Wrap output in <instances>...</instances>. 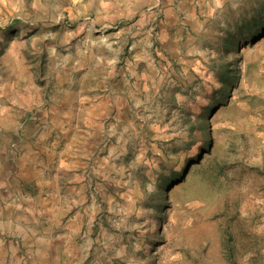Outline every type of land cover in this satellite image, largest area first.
<instances>
[{
	"label": "rangeland",
	"instance_id": "obj_1",
	"mask_svg": "<svg viewBox=\"0 0 264 264\" xmlns=\"http://www.w3.org/2000/svg\"><path fill=\"white\" fill-rule=\"evenodd\" d=\"M5 82L16 110L34 98L6 148L5 252L264 264V0H0Z\"/></svg>",
	"mask_w": 264,
	"mask_h": 264
},
{
	"label": "crops",
	"instance_id": "obj_2",
	"mask_svg": "<svg viewBox=\"0 0 264 264\" xmlns=\"http://www.w3.org/2000/svg\"><path fill=\"white\" fill-rule=\"evenodd\" d=\"M22 85L19 83H15L13 85V87L11 88L9 86V83L5 82V90L2 91L0 97L1 99H7L8 97H10V93L8 92V90L13 89V112H11L12 107H7L5 108L2 114L4 113H8L11 115H13V130L12 128H8L6 127L5 124H0V195H4L9 193V190L11 189L10 186L7 185L9 178H10V174H8V170L11 169V163H14V158L13 159H9L10 155H9V151L6 149L11 141V137H9L12 133V131L14 132V134L16 133V131H18L19 127H18V118H19V114L20 113H27L28 111L32 110L33 108V103H34V98H33V93L31 92V89L29 88H25V93L26 96L24 97V101L26 102L24 106L21 107V110H16L17 108H20L18 106V93L20 92V88ZM10 99V98H9ZM12 104V103H11ZM27 136H25L24 139H26ZM25 143H27L25 141ZM27 148V145L25 144V147ZM26 155V152H25ZM25 157V156H24ZM26 158V157H25ZM11 173V170H10ZM23 179L26 180V174L25 177H23ZM10 227V225H8ZM6 231H0V256L3 259H6V261H9V259H15L18 258V253H16L17 251H19L20 249L17 247H20V245L23 247V251L20 250L23 254H26L29 258L26 261L21 262V260H19L18 264H34L35 261V256L37 255H43V253L48 254V252H52L55 249L58 252V255L60 253H65L67 252V248L65 245H61L58 246L57 248L54 247V242L53 244L51 242L46 241L44 244V240L39 237H30L28 235H26L28 238L25 241V237H21L18 238L17 240H15L17 247L14 246V241L12 244V241H9L10 243V247H8V251H4V249L6 248V245H4V242H6L7 240V236L5 234ZM10 232V229H7V233ZM18 237L20 235H17ZM29 240V244H27ZM31 240V241H30ZM29 246V248H26V245ZM13 245V246H12ZM70 249V248H69ZM11 253H10V252ZM57 255V256H58ZM46 256V255H44ZM9 258V259H8ZM49 262H51L52 259V255L49 254L48 257H46ZM32 260V261H31ZM17 262V261H16Z\"/></svg>",
	"mask_w": 264,
	"mask_h": 264
}]
</instances>
